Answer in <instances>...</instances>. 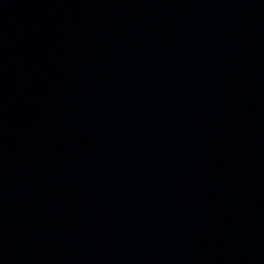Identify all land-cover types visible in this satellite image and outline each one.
I'll use <instances>...</instances> for the list:
<instances>
[{
    "label": "water",
    "instance_id": "water-1",
    "mask_svg": "<svg viewBox=\"0 0 264 264\" xmlns=\"http://www.w3.org/2000/svg\"><path fill=\"white\" fill-rule=\"evenodd\" d=\"M0 264H264V0H0Z\"/></svg>",
    "mask_w": 264,
    "mask_h": 264
}]
</instances>
